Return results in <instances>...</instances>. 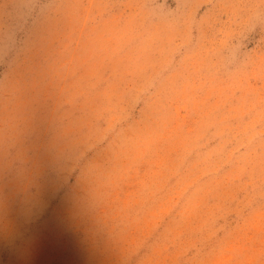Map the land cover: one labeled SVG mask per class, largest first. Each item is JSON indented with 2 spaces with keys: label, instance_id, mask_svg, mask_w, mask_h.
Listing matches in <instances>:
<instances>
[{
  "label": "rangeland",
  "instance_id": "374dc122",
  "mask_svg": "<svg viewBox=\"0 0 264 264\" xmlns=\"http://www.w3.org/2000/svg\"><path fill=\"white\" fill-rule=\"evenodd\" d=\"M0 264H264V0H0Z\"/></svg>",
  "mask_w": 264,
  "mask_h": 264
}]
</instances>
